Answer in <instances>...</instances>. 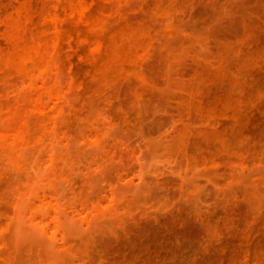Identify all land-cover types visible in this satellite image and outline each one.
I'll return each mask as SVG.
<instances>
[{
    "label": "rangeland",
    "instance_id": "obj_1",
    "mask_svg": "<svg viewBox=\"0 0 264 264\" xmlns=\"http://www.w3.org/2000/svg\"><path fill=\"white\" fill-rule=\"evenodd\" d=\"M0 264H264V0H0Z\"/></svg>",
    "mask_w": 264,
    "mask_h": 264
}]
</instances>
